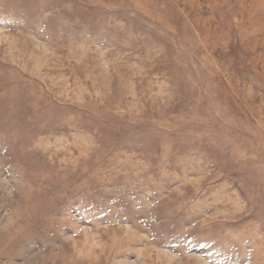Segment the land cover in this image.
I'll return each instance as SVG.
<instances>
[{
	"label": "rangeland",
	"instance_id": "obj_1",
	"mask_svg": "<svg viewBox=\"0 0 264 264\" xmlns=\"http://www.w3.org/2000/svg\"><path fill=\"white\" fill-rule=\"evenodd\" d=\"M0 264H264V0H0Z\"/></svg>",
	"mask_w": 264,
	"mask_h": 264
}]
</instances>
